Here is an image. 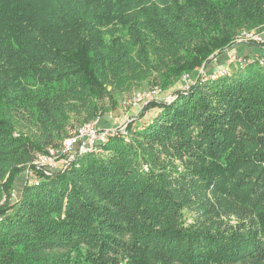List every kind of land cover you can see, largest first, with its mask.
Masks as SVG:
<instances>
[{"label": "trees", "instance_id": "16d2710c", "mask_svg": "<svg viewBox=\"0 0 264 264\" xmlns=\"http://www.w3.org/2000/svg\"><path fill=\"white\" fill-rule=\"evenodd\" d=\"M252 32L264 0H0V264H264V65L180 87ZM153 86L100 151L34 165Z\"/></svg>", "mask_w": 264, "mask_h": 264}, {"label": "built area", "instance_id": "2783aa9c", "mask_svg": "<svg viewBox=\"0 0 264 264\" xmlns=\"http://www.w3.org/2000/svg\"><path fill=\"white\" fill-rule=\"evenodd\" d=\"M262 35L255 33L245 34L244 37H241L239 41H247L249 39L261 40ZM264 57V56H263ZM247 59L238 58L231 59L230 64H237L243 66ZM250 62H254L255 59L250 58ZM258 60V59H257ZM262 65H264V58L258 60ZM229 64V65H230ZM229 72L228 69H223L219 73L220 75L227 74ZM214 74L213 76H216ZM159 91L156 88L142 91V93H138L133 97V102L137 104L138 102L146 104L148 101L156 98L158 96ZM143 104V105H144ZM108 129H101L98 127V121L89 122L80 126L77 130H75L71 135H69L62 143L59 148H50L47 152H43L38 154L37 158L34 161V165L37 168H42L46 173L50 174L54 170H59V164H63L64 167L73 161L75 158V154L79 153H87V152H98L100 151V143H105L109 136L114 134L115 130L112 132ZM63 167V168H64ZM31 171V170H30ZM30 173V172H29ZM17 192L14 191L13 195L16 196Z\"/></svg>", "mask_w": 264, "mask_h": 264}, {"label": "rangeland", "instance_id": "374dc122", "mask_svg": "<svg viewBox=\"0 0 264 264\" xmlns=\"http://www.w3.org/2000/svg\"><path fill=\"white\" fill-rule=\"evenodd\" d=\"M262 39L260 40H254V39H249L250 42L253 41L255 42V44H249L246 41H239V43L236 45L235 50L234 51H230V49L224 53L226 54V64L221 68L217 67L214 70H212L213 72H210L209 70L212 69L211 67H205V68H200L198 70H196L192 75L188 76V77H184L182 79V83L180 84L183 85L184 87H188L189 84L194 83L195 80L198 78V76H200L201 74H205V73H212V74H217L219 73L221 70L223 69H228L229 68V62L231 61V59L235 58H253L255 59V61L258 59L260 60L261 58H264L263 56H261L258 52L261 50L262 46H260L261 44H264V36L262 34ZM242 47H244V50H242V53L246 52L248 55H243L240 53V50L242 49ZM234 49V48H233ZM237 51V52H235ZM219 57V56H218ZM216 57L213 62H216L217 59H223L225 57L222 56L221 58ZM208 71V72H207ZM157 86H153V88L150 89H154ZM177 87L173 86L169 89H164L162 90L161 88H158L159 94L158 96H156V98L159 99H172L171 97H173V93L175 91ZM149 87L146 90H150ZM142 91L145 90H139L136 93H134L133 95L130 96V94H127L125 96L119 97V101L116 102V104L114 106H112L110 108V110H108L102 117H100V119H98V127H100L101 129H108L112 132V130H115L114 134L116 132H125V128L127 126V123L130 122L131 120L135 119L136 117H138L143 109V104L144 103H140L138 102L137 104H135L133 102V97L135 95H137L138 93H142ZM152 114H148L147 118L151 117ZM110 132V133H111ZM112 134V135H114ZM64 165L63 164H59L58 168H63ZM31 173V171H30ZM29 172H23L20 177L17 179V183H16V191L18 193V195L20 194V191L23 187V185L29 181ZM234 220V218H232V221ZM126 262H124L125 264Z\"/></svg>", "mask_w": 264, "mask_h": 264}, {"label": "crops", "instance_id": "0c3cea01", "mask_svg": "<svg viewBox=\"0 0 264 264\" xmlns=\"http://www.w3.org/2000/svg\"><path fill=\"white\" fill-rule=\"evenodd\" d=\"M263 36H264V34H263ZM235 47L236 46H233L231 49H230V51H234L235 50ZM234 48V49H233ZM242 50H244V47H242V49L240 50V53L241 54H245V55H248L246 52H244V53H242ZM235 52H237V51H235ZM261 56H264V47H262L261 48V50L258 52ZM227 54V53H226ZM226 54H222V55H220L218 58H221L222 56L224 57V55H225V57L223 58V59H217L216 60V62H213L212 61V63L209 65V67H211L212 69H210L209 71L211 72L212 70H214L215 68H217V67H219L220 68V66H221V68L226 64Z\"/></svg>", "mask_w": 264, "mask_h": 264}]
</instances>
